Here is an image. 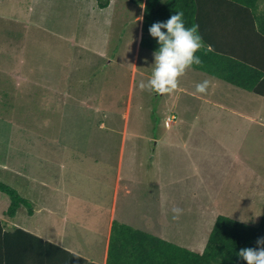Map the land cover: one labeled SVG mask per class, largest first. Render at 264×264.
Returning <instances> with one entry per match:
<instances>
[{"label":"rangeland","instance_id":"1","mask_svg":"<svg viewBox=\"0 0 264 264\" xmlns=\"http://www.w3.org/2000/svg\"><path fill=\"white\" fill-rule=\"evenodd\" d=\"M101 1L0 0V182L22 190L34 212L43 208L31 217L21 206L4 222L33 223L59 240L56 220L64 223L76 200L86 208L91 195L95 205L108 174L112 193L118 172L119 193L133 186L135 197L128 206L117 199L116 220L191 251L219 215L258 225L264 98L192 68L170 94L140 90L153 69V52L137 48L143 5L115 0L103 11ZM205 80L207 92L197 93ZM69 159L72 169L62 167ZM142 195L148 203L139 206ZM8 201L0 192L1 219ZM53 207L59 214L46 211ZM161 211L165 224L151 222ZM78 229L71 236L81 237ZM86 244V253L101 248L98 237Z\"/></svg>","mask_w":264,"mask_h":264},{"label":"trees","instance_id":"2","mask_svg":"<svg viewBox=\"0 0 264 264\" xmlns=\"http://www.w3.org/2000/svg\"><path fill=\"white\" fill-rule=\"evenodd\" d=\"M110 1L102 0L99 7ZM137 1L143 5L139 48L154 52L158 45L149 35V27L181 11L185 26L198 25L202 38L196 53L201 63L190 68L264 98V0ZM0 192L10 201L4 215L13 217L21 206L32 212L29 201L15 189L0 182ZM2 222L0 219V233ZM259 237H264V213L256 226L219 215L201 253L113 221L105 264H246L238 252L256 248ZM61 257L65 261H58ZM57 262L96 264L23 230L0 237V264Z\"/></svg>","mask_w":264,"mask_h":264},{"label":"crops","instance_id":"3","mask_svg":"<svg viewBox=\"0 0 264 264\" xmlns=\"http://www.w3.org/2000/svg\"><path fill=\"white\" fill-rule=\"evenodd\" d=\"M113 2H115V0H111L108 3V5L106 7H104V8H109V5H111V3H113ZM104 8H102L103 11H104ZM142 15H143V7H142L141 16H139L140 18H139V30H138V34H137V48H139V39H140L141 25H142ZM227 46H229V44L225 45V47H227ZM230 47L233 48V45H230ZM134 71H136V70L134 69ZM215 79L219 80L217 78H215ZM211 82H212V80H211ZM212 84H213V82H212ZM60 148H61V146H60ZM121 148H122V145H121ZM19 151L22 152L24 155L22 156ZM153 152L154 153L156 152V148L154 149ZM17 154L20 155L19 158H22V160H23L24 158H26V155L28 154V151H26V149H24L22 146L18 145L17 146ZM61 156L65 157L64 155H61ZM62 157H60V158H62ZM27 161H28V159H27ZM70 164L73 166V164H75V162H71L70 159H69L68 163L65 166H62V167H66L67 166V168H71L72 166H70ZM4 165H5L4 163H0V167H2ZM23 172H24L23 169L17 168V175H19L20 178H23L24 180L26 179L27 182L29 181L30 183H32L35 180L34 177L26 176ZM119 179H120L119 173L117 172L116 175H115V181H114L113 188H112L113 191L111 193L110 174H108L101 181V185L103 186V188L101 190H98V193H99V195L97 197L98 202L95 205H94L93 197L91 195H89V198H88V199H90L89 202L93 203V205H89V206L87 205V207L84 208L85 201L84 200L83 201L76 200V202H77L76 205H73L72 208L70 207L71 211H67L65 213V214H67L66 215L67 216L66 221L64 223L59 224L61 222V219H59V220L57 219L56 220V222H57L56 227L59 229V230L58 229H56V230L60 231L58 233L60 235V239L59 240L52 239L53 237H50L48 235L42 234L41 233V226L39 228H37L33 223L25 224V223L19 222V223L15 224L13 221H11L12 223L10 222V223H8L9 225H7L6 222H4V221L7 218L10 219L11 217H8L6 215H4V218H2V219L0 218L3 221L2 222V228H1L0 237L4 238V235H5L6 232H12L15 229L23 230V231H26V232H28V233H30L32 235L38 236L41 239H43V240H45V241H47V242H49L51 244H55V245L61 247L62 249H65V250H67V251H69V252H71V253H73V254H75V255L83 258V259H86L88 262L96 263V264H105L111 225H112L113 221H117L116 220V215H120L121 216V214L123 212V211H119L118 210L117 199L118 198L121 199L123 204L128 206L130 204V201L133 200L134 197H135V191L133 190V186L131 188H130V186H124V191L119 193V183H120ZM129 182L133 183L134 179L133 178H129ZM57 183L59 184L60 182H57ZM17 184H18L17 186L20 187V186H22L23 181L18 179L17 180ZM32 185H33V183H32ZM54 186H56V185L53 184L52 187L54 188ZM143 188H144V185H143ZM56 189H57V187H56ZM17 192L24 198V192L22 190H20L18 188ZM119 195H120V197H119ZM136 197H137L136 199H137V203H139V206H141V205H143L144 203L147 202V196L146 195H142L140 197L136 196ZM72 199H73V197L70 196L68 201H70ZM157 199H158L157 200L158 203L163 201V198H162L161 195H159V197ZM124 201H126V202L124 203ZM9 202L10 201L7 202V207L9 205ZM94 206L96 208H94ZM120 207H121V205H120ZM39 210L40 209L37 208L35 212L32 210V212H30V213L28 212V213L32 217L34 213H36V214L41 213L43 208H41L40 212H38ZM46 211L49 214H52V215L53 214H59V212L55 211L54 207L50 208V210H46ZM94 212H95V215H96V212H97L100 215V217L95 218L92 221V223L88 222V221H87V223H84V220H86L85 216L91 215ZM104 215L107 216V217H103ZM160 216L161 217L154 218L151 222H155L156 220H160L162 222V225H164L165 224V220H164V218L162 216V211H161ZM146 222H148V220H146ZM125 224H127V222ZM146 225H149V223H146ZM77 228L82 230V232H84L85 234L84 233L81 234V237L79 235L71 236V233L74 232ZM79 229H78V231H79ZM48 231H50V230H48ZM17 235H18V233H17ZM95 237L99 238V241L101 243V248L96 253H93V250L88 251V253H86V251L84 249L85 248L84 246L89 245V244H86V243H90V240H93V238H95ZM103 246H104V249H103ZM204 246H205V244L203 245L201 250L197 249V250H195V252L201 253L203 248H204ZM81 250L84 251L85 253L84 254L81 253ZM56 257L59 258L60 256L59 257L56 256ZM58 261H65V259H63L61 257V259L58 260ZM57 263L63 264L61 262H57Z\"/></svg>","mask_w":264,"mask_h":264},{"label":"clouds","instance_id":"4","mask_svg":"<svg viewBox=\"0 0 264 264\" xmlns=\"http://www.w3.org/2000/svg\"><path fill=\"white\" fill-rule=\"evenodd\" d=\"M148 32L155 39L158 48L153 52V69L147 83L141 81L138 87L142 91L149 90L157 95L170 94L178 87V80L186 70L201 63L196 55L202 47L198 25L186 27L183 12L177 11L166 21L151 24ZM209 83L207 80L198 83L195 91L206 93ZM171 119L166 120L169 121L166 126L170 127ZM181 211L179 208L173 209L176 214ZM256 245V248H243L238 252V256L246 264H264V237H259Z\"/></svg>","mask_w":264,"mask_h":264},{"label":"built area","instance_id":"5","mask_svg":"<svg viewBox=\"0 0 264 264\" xmlns=\"http://www.w3.org/2000/svg\"><path fill=\"white\" fill-rule=\"evenodd\" d=\"M168 123H169V121H166V122H165V125H168Z\"/></svg>","mask_w":264,"mask_h":264}]
</instances>
